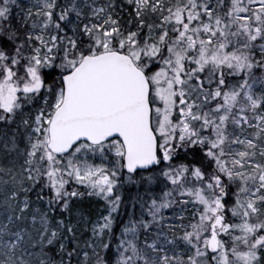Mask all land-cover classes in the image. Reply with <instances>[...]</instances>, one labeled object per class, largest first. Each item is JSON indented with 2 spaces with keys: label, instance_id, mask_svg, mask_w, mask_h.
Returning <instances> with one entry per match:
<instances>
[{
  "label": "snow or ice",
  "instance_id": "snow-or-ice-1",
  "mask_svg": "<svg viewBox=\"0 0 264 264\" xmlns=\"http://www.w3.org/2000/svg\"><path fill=\"white\" fill-rule=\"evenodd\" d=\"M0 264H264V0H0Z\"/></svg>",
  "mask_w": 264,
  "mask_h": 264
}]
</instances>
